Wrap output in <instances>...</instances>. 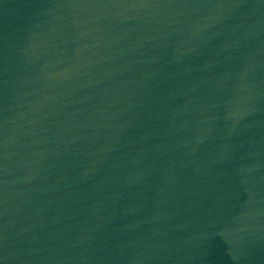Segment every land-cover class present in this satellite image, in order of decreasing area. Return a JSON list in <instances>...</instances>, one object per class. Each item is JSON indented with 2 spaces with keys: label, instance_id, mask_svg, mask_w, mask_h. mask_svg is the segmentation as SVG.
<instances>
[{
  "label": "water",
  "instance_id": "obj_1",
  "mask_svg": "<svg viewBox=\"0 0 264 264\" xmlns=\"http://www.w3.org/2000/svg\"><path fill=\"white\" fill-rule=\"evenodd\" d=\"M211 0H0V208Z\"/></svg>",
  "mask_w": 264,
  "mask_h": 264
}]
</instances>
